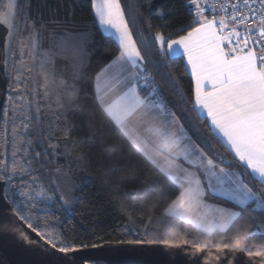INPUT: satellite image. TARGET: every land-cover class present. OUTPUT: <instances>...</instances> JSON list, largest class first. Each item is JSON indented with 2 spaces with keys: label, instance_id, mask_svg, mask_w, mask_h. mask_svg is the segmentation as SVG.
<instances>
[{
  "label": "snow or ice",
  "instance_id": "snow-or-ice-1",
  "mask_svg": "<svg viewBox=\"0 0 264 264\" xmlns=\"http://www.w3.org/2000/svg\"><path fill=\"white\" fill-rule=\"evenodd\" d=\"M196 8V18L185 35L178 38L157 33L154 38L141 36L145 52L158 45L159 59L152 61L154 70H159L163 61L175 63L186 58L194 80L192 106L187 114L180 116L170 108L147 69L145 55L137 46V40L129 28L120 0H91L94 17L99 30L106 37H115L119 54L111 58L96 74V100L104 116L119 130L127 144L167 182L175 196L167 206L166 214L180 221V227L191 225L197 230V243L205 248L220 247L219 240H230L243 236V242H225L222 247L249 256H264V0H243V9L232 4L231 12L221 5L224 13L209 19L201 7L200 0H191ZM0 12V25L15 30V16L18 11L16 0H7ZM23 23L27 28V20ZM34 28V25H33ZM178 34V33H177ZM11 35V31L9 32ZM91 33H77L69 38L64 35L59 47H70L76 58L72 61L74 76L79 79L85 63L84 44ZM32 47L38 48L35 34ZM21 47H27L23 40ZM41 59L40 75L43 99H51L50 79L46 65ZM31 71V69H26ZM19 78V77H17ZM56 108L79 107V89L67 81L59 82ZM39 95V93H37ZM31 105L33 102H27ZM51 108V103L47 104ZM41 104L35 102V123L39 124ZM21 126L25 132L33 118L21 107ZM195 113L193 116L192 114ZM7 116V113H5ZM25 121H28L27 123ZM197 122H203L208 134L200 133ZM14 135L17 129H13ZM67 135V133H65ZM31 138L14 141L12 160L0 158V181L11 185L19 177L18 193L23 200L17 201L8 195L5 188L3 199L12 205L16 218L27 225L37 236L31 209L38 207V201H57L64 212H71L75 199V185L65 187L60 194L58 185L45 188L42 175L47 171L60 172L49 166L56 163L59 145L48 141L47 148L35 151ZM217 146L230 153L232 159L215 151ZM67 147V146H65ZM113 151L116 146H112ZM23 155L17 157V153ZM261 187H256V185ZM150 191V185H141ZM15 196V193H13ZM222 198L230 207L210 205L208 198ZM27 209V211H26ZM259 213V215H254ZM9 220H0V226H7ZM251 224V229H245ZM51 243V241H48ZM172 243L171 241H163ZM186 240L185 244H190ZM253 245L257 250H253ZM56 248L55 243L52 244ZM60 252L72 251L60 247Z\"/></svg>",
  "mask_w": 264,
  "mask_h": 264
},
{
  "label": "trees",
  "instance_id": "trees-1",
  "mask_svg": "<svg viewBox=\"0 0 264 264\" xmlns=\"http://www.w3.org/2000/svg\"><path fill=\"white\" fill-rule=\"evenodd\" d=\"M6 1L2 0L0 11ZM16 3L22 15L15 16L17 28L13 30L0 120V158L11 162L17 139L31 138L35 151L47 148L51 140L59 145V155L56 163L49 167L55 169L58 164L61 171L41 170L43 186L47 189L58 185L62 194L66 186L75 185L71 212L62 211L57 201H38V207L31 209L37 231L57 248L72 250L113 242L195 246L197 230L191 225L182 229L180 221L166 214L167 206L175 196L165 179L127 144L97 103L95 76L119 54V44L114 37H106L99 30L91 0H16ZM120 3L137 46L145 55L148 72L170 108L180 116L186 115L192 106L193 81L185 58H178L175 63L163 61L159 70H154L152 61L159 59L158 45L153 42L145 52L140 34L148 39L157 33L173 39L185 34L195 19L190 0H120ZM24 19L28 22L27 28ZM29 31L34 32L38 48L31 46ZM81 32L92 35L84 44L85 63L82 75L77 79L72 68L76 53L70 47L61 49L59 41L64 35L71 38ZM21 40L27 47H21ZM42 58L48 60L49 78H55L57 82L49 85L52 96L48 101L43 99L41 87L44 83L39 67ZM60 81H67L79 89V107H68L66 102L65 108H56ZM29 101L33 103L29 105ZM35 102L41 104L39 124L35 123ZM48 103L51 108L47 107ZM21 107L33 118L26 132L21 126ZM197 127L200 133H209L203 122H197ZM14 128L17 129L15 135ZM112 146H116L115 151ZM215 151L232 159L221 146ZM22 155V152L17 153V157ZM19 180L16 177L11 185L5 186L8 195L17 201L24 199L18 193V188L24 187ZM142 184L150 185L151 190H145ZM257 187L261 186L257 184ZM208 199L224 204L222 198ZM224 205L232 206L231 202ZM243 227L251 229L252 225ZM166 240L172 243H164ZM186 240L192 242L185 244ZM237 240L243 242L244 237L217 239L220 247L210 245L207 248L222 249L223 243ZM200 247H204L203 243ZM253 250H257L255 245Z\"/></svg>",
  "mask_w": 264,
  "mask_h": 264
},
{
  "label": "water",
  "instance_id": "water-1",
  "mask_svg": "<svg viewBox=\"0 0 264 264\" xmlns=\"http://www.w3.org/2000/svg\"><path fill=\"white\" fill-rule=\"evenodd\" d=\"M12 38L13 30L0 25V120ZM5 186L0 181V220L11 218L15 223L0 226V264H264V256L183 244L113 242L60 252L16 218L12 206L3 199Z\"/></svg>",
  "mask_w": 264,
  "mask_h": 264
},
{
  "label": "built area",
  "instance_id": "built-area-1",
  "mask_svg": "<svg viewBox=\"0 0 264 264\" xmlns=\"http://www.w3.org/2000/svg\"><path fill=\"white\" fill-rule=\"evenodd\" d=\"M251 2V0H250ZM190 3L192 4L191 0ZM232 4H239L240 8L243 9L244 11H246V9H244V5H243V0H200V5L201 7L205 8V15L211 19L214 15L212 8L215 7L216 8V12L215 15L217 17H219L220 15L224 14L221 11V5H223L225 8L228 9V12H231V5ZM193 8H194V12L196 13V8L195 6L192 4ZM254 7H259V3L257 0V3L254 5ZM150 74V73H149ZM151 75V74H150ZM152 76V75H151ZM156 83V82H155ZM157 85V84H156Z\"/></svg>",
  "mask_w": 264,
  "mask_h": 264
},
{
  "label": "crops",
  "instance_id": "crops-1",
  "mask_svg": "<svg viewBox=\"0 0 264 264\" xmlns=\"http://www.w3.org/2000/svg\"><path fill=\"white\" fill-rule=\"evenodd\" d=\"M195 18H196V13H195ZM186 34V33H185ZM185 34H183V35H185ZM178 38V37H177ZM116 39V38H115ZM175 39V38H174ZM185 62H186V58H185ZM105 67V66H104ZM103 67V68H104ZM187 67V66H186ZM102 68V69H103ZM101 69V70H102ZM100 70V71H101ZM187 70H188V72H189V74H190V76H191V73H190V69L189 68H187ZM99 71V72H100ZM98 72V73H99ZM96 77V76H95ZM192 78V77H191ZM192 81H193V90H194V80H193V78H192ZM94 86H95V92H96V80H94ZM230 154V153H229ZM231 155V154H230ZM232 157V156H231ZM256 187H257V185H256ZM208 203L210 204V205H213V206H215V205H220V206H224V207H230V206H227V205H224V204H221V203H218V202H214V201H211L210 199H208Z\"/></svg>",
  "mask_w": 264,
  "mask_h": 264
},
{
  "label": "flooded vegetation",
  "instance_id": "flooded-vegetation-1",
  "mask_svg": "<svg viewBox=\"0 0 264 264\" xmlns=\"http://www.w3.org/2000/svg\"><path fill=\"white\" fill-rule=\"evenodd\" d=\"M2 0H0V4H1ZM1 12V11H0Z\"/></svg>",
  "mask_w": 264,
  "mask_h": 264
},
{
  "label": "rangeland",
  "instance_id": "rangeland-1",
  "mask_svg": "<svg viewBox=\"0 0 264 264\" xmlns=\"http://www.w3.org/2000/svg\"><path fill=\"white\" fill-rule=\"evenodd\" d=\"M115 38V37H114Z\"/></svg>",
  "mask_w": 264,
  "mask_h": 264
}]
</instances>
